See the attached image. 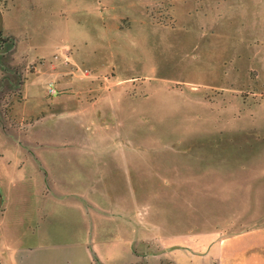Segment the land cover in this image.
<instances>
[{
	"label": "rangeland",
	"instance_id": "1",
	"mask_svg": "<svg viewBox=\"0 0 264 264\" xmlns=\"http://www.w3.org/2000/svg\"><path fill=\"white\" fill-rule=\"evenodd\" d=\"M41 1L0 149L114 170L106 264H264V0Z\"/></svg>",
	"mask_w": 264,
	"mask_h": 264
},
{
	"label": "crops",
	"instance_id": "2",
	"mask_svg": "<svg viewBox=\"0 0 264 264\" xmlns=\"http://www.w3.org/2000/svg\"><path fill=\"white\" fill-rule=\"evenodd\" d=\"M41 2L6 0L7 7L2 10L0 127L5 115L4 104L8 101L11 106L14 101L4 100V93L11 94L16 89V85L9 82L15 75L9 65L17 61L21 41L15 27L25 23V9L34 11ZM72 14L74 17L76 12ZM122 20L130 21V18L124 16L117 21ZM23 39L27 40L28 35ZM27 88L24 87V107L29 95ZM22 117L25 118L24 114ZM36 149H0V264H96L93 255L106 264V254L118 243L113 235L129 233V218L123 225L113 226L111 217L105 213L107 207L112 208L111 190L107 188L115 183L114 170L66 164L59 158L64 154L62 150L54 149L48 155ZM160 263L150 258L136 261V264Z\"/></svg>",
	"mask_w": 264,
	"mask_h": 264
},
{
	"label": "water",
	"instance_id": "3",
	"mask_svg": "<svg viewBox=\"0 0 264 264\" xmlns=\"http://www.w3.org/2000/svg\"><path fill=\"white\" fill-rule=\"evenodd\" d=\"M2 28H3V11L0 9V35L2 33ZM2 204V197L0 194V206Z\"/></svg>",
	"mask_w": 264,
	"mask_h": 264
},
{
	"label": "trees",
	"instance_id": "4",
	"mask_svg": "<svg viewBox=\"0 0 264 264\" xmlns=\"http://www.w3.org/2000/svg\"><path fill=\"white\" fill-rule=\"evenodd\" d=\"M0 8L2 9V7L0 6ZM3 10V9H2ZM11 40H12V38H11ZM2 44H4V40H3V38H2V34L0 35V49H1V45ZM160 264H174V263H172V262H170V261H168V260H163V261H161V263Z\"/></svg>",
	"mask_w": 264,
	"mask_h": 264
},
{
	"label": "built area",
	"instance_id": "5",
	"mask_svg": "<svg viewBox=\"0 0 264 264\" xmlns=\"http://www.w3.org/2000/svg\"><path fill=\"white\" fill-rule=\"evenodd\" d=\"M50 93H51V94H56V90L51 88V89H50Z\"/></svg>",
	"mask_w": 264,
	"mask_h": 264
}]
</instances>
